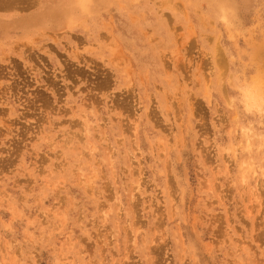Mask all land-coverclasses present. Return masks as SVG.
<instances>
[{"label": "rangeland", "instance_id": "obj_1", "mask_svg": "<svg viewBox=\"0 0 264 264\" xmlns=\"http://www.w3.org/2000/svg\"><path fill=\"white\" fill-rule=\"evenodd\" d=\"M262 98L264 0H0V264H264Z\"/></svg>", "mask_w": 264, "mask_h": 264}, {"label": "snow or ice", "instance_id": "obj_2", "mask_svg": "<svg viewBox=\"0 0 264 264\" xmlns=\"http://www.w3.org/2000/svg\"><path fill=\"white\" fill-rule=\"evenodd\" d=\"M81 6H86V4H82ZM249 111H252V107H249ZM261 113L264 115V98L261 99Z\"/></svg>", "mask_w": 264, "mask_h": 264}]
</instances>
